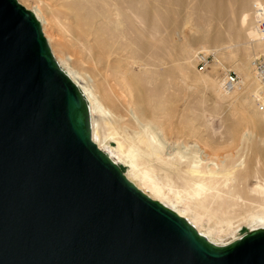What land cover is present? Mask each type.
Returning a JSON list of instances; mask_svg holds the SVG:
<instances>
[{
	"label": "water",
	"instance_id": "95a60500",
	"mask_svg": "<svg viewBox=\"0 0 264 264\" xmlns=\"http://www.w3.org/2000/svg\"><path fill=\"white\" fill-rule=\"evenodd\" d=\"M0 264H264V230L214 246L138 190L33 13L0 0Z\"/></svg>",
	"mask_w": 264,
	"mask_h": 264
},
{
	"label": "bare ground",
	"instance_id": "6f19581e",
	"mask_svg": "<svg viewBox=\"0 0 264 264\" xmlns=\"http://www.w3.org/2000/svg\"><path fill=\"white\" fill-rule=\"evenodd\" d=\"M46 1H50L48 9L57 19L47 18L39 11L33 15L40 24L50 53L54 59L52 52L55 48L59 45L66 48L67 42L62 38L66 36L74 40L85 55L90 76L73 65L65 52L62 54L64 58L55 57L54 60L74 84L83 102L91 140L113 163L123 162L128 166L124 173L126 179L151 199L159 196L176 201L183 211L178 214L170 211L214 246H226L235 241L221 243V238L239 225L235 223L244 219L250 225L255 224L253 232L264 230V145L255 147L252 141L249 142L251 136L242 134L237 143L239 147L228 153L231 157L229 166L223 163L227 155L219 163L213 162L212 166H208L207 157L197 151L193 152L194 156L170 150L164 153V144L153 134V130L163 129L164 122L156 114L166 104L165 95L161 93L166 81L163 77L166 74V42L161 34L154 40V34L158 32L155 27L159 26L156 25V22L159 23L158 12L163 9L154 5L155 0ZM173 9L214 14L224 19V28L232 26L226 19L228 14H246L249 19L255 16L264 19V0H228L224 4L221 0H166V10ZM160 23L166 26L164 20ZM53 29L55 37L51 33ZM244 31L243 28L241 33ZM241 33L235 37L236 40L240 39ZM47 37L53 44L50 45ZM218 37L219 34H213L209 39L216 41ZM136 40L141 43L139 48ZM155 49H162L157 70L152 63ZM189 50L186 41L181 46V62L178 65L186 71L192 68L188 59ZM208 52L214 54L216 50ZM250 68L251 73L248 71L246 74L248 82L238 76L239 85L228 92L222 88V77L218 78L219 82L214 86L218 97L228 101L243 92L254 93L259 80L252 66ZM123 78L129 79L127 83ZM155 79L160 81L157 90L151 87ZM142 83L146 84V90L142 89ZM133 86L138 93L135 96ZM127 88L131 101L124 106L119 93H126ZM204 114L203 122L195 127L198 131L210 135H230L233 129L226 127L224 130L223 125L211 126L210 115ZM104 117L107 122L108 117L112 120L116 118L121 127H114V123L109 122L111 132L107 130L106 135L102 134L99 119L104 120ZM128 126H138L139 129L133 131ZM106 137L115 146H104L102 138ZM256 148L257 156H248L246 150ZM165 155L169 161L163 157ZM149 162L153 167L148 165ZM237 163V172H234ZM156 202L159 203L158 200ZM240 212L246 214L238 218Z\"/></svg>",
	"mask_w": 264,
	"mask_h": 264
},
{
	"label": "rangeland",
	"instance_id": "374dc122",
	"mask_svg": "<svg viewBox=\"0 0 264 264\" xmlns=\"http://www.w3.org/2000/svg\"><path fill=\"white\" fill-rule=\"evenodd\" d=\"M17 1L32 13L39 11L47 18L57 19V16L48 9L51 5L50 1ZM226 1L228 0H221L223 4ZM154 5L163 9L158 12L159 23L156 22V25L159 24V26L158 28L155 27L158 32L154 34V40L161 34L166 42L164 48L166 74L163 76L166 81L163 83L165 88L162 85L161 92L165 95L166 104L156 114L164 122L163 129H155L153 130V134L164 144V153L167 150L172 152L179 151L190 156L194 151H197L207 157L206 163L208 166H212L213 162L219 163L220 159L227 155L223 163L229 166L231 157L228 153L234 152L239 147L237 143L242 134L248 133L251 136L249 142L252 141L255 147L260 144L264 145V100L262 99L264 87L257 81L259 84H256L254 87V93L248 94L243 92L240 96L237 95V98H230L228 101H223L219 98L214 90L215 84L219 82L218 78H221L223 71L227 70L234 72L245 83L248 82L246 74L248 71L251 73L250 61L258 56L264 58V32L258 31L256 27V22L260 20L259 17L255 16L249 19L246 14L240 16L234 13L228 14L226 19L232 26L224 28L222 26L224 19L208 12L198 13L195 10L186 12L182 9L166 10V0H155ZM262 14H264V10ZM234 18L235 20L232 24L231 21ZM163 20L166 22V26H161L160 22ZM69 25L72 26L71 24ZM243 28L245 31L241 33ZM238 29L240 31L237 32ZM51 33L55 37V29ZM239 33H241V37L236 40L235 37ZM213 34H219L216 41L209 39ZM62 38L66 40L67 46L65 48L59 45L61 49L59 47L55 48L52 52L54 59L55 57L57 59L64 58L62 54L65 52V56L71 59L70 62L87 75L88 67L85 62V55L80 52L78 44L66 36H62ZM48 40L50 45L53 44L49 38ZM186 41L190 46L188 59L192 65L191 71L183 70L178 66L181 62V46ZM136 44L139 48L141 43L136 40ZM213 49L216 50L214 54L208 52ZM161 50L155 49L153 53L152 63L156 70L159 68L158 61ZM205 50L208 51L206 52ZM199 54L207 57L208 67L206 66L202 70L197 64ZM126 80L124 81L126 82ZM123 86L124 84H122V88ZM159 86L160 81L158 82L155 79L151 86L152 89L157 90ZM142 89H147L145 83H142ZM135 91L136 88L133 86L132 93L134 96L138 94ZM119 97L120 102L124 106H128L131 101L128 88L126 93H119ZM205 112L211 117V121L209 122L212 124L211 126L217 127L223 125L224 130H226V127L230 128V130L233 129L230 135H210L208 132L203 133L198 131L195 127L199 126L201 121L203 122L202 118L204 116L202 115H205ZM108 118L110 123H114V127H121V123H116V118H114L115 120H112L110 117ZM99 122L102 134L106 135L107 130L111 132L108 129L110 128L109 122L106 121L105 117L104 120L103 118L102 120L99 119ZM128 127L133 131L139 129L138 126ZM102 141L104 146L111 148L115 146L114 142L108 137L102 138ZM257 150V148L253 151L246 150V153H248V156H257ZM163 157L169 161L167 155ZM238 163L234 172H237ZM117 165L123 174L128 170V166L123 162H119ZM148 165L153 167L151 162ZM153 198L156 201L158 200L167 209L174 210L176 214L183 211L180 205L173 199L159 196H154ZM245 214V212H240L238 218ZM236 224L239 225L233 231L223 236L221 243L229 242L233 239L238 240L249 232H253V226H255V224H248L246 219L234 225Z\"/></svg>",
	"mask_w": 264,
	"mask_h": 264
},
{
	"label": "built area",
	"instance_id": "2783aa9c",
	"mask_svg": "<svg viewBox=\"0 0 264 264\" xmlns=\"http://www.w3.org/2000/svg\"><path fill=\"white\" fill-rule=\"evenodd\" d=\"M256 27L258 28V31L264 32V19H260L259 21H257ZM197 59L199 68L201 70L204 69L208 64L207 57L203 54H199ZM251 66L259 80V83L264 85V59L259 56L253 58L251 61ZM239 81V77L234 72L226 71L222 76V88L224 91L228 92L238 86Z\"/></svg>",
	"mask_w": 264,
	"mask_h": 264
}]
</instances>
